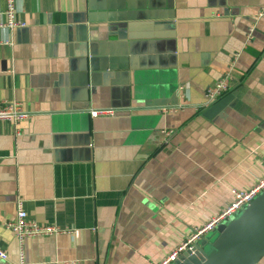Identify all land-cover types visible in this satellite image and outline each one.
<instances>
[{"label": "crops", "instance_id": "crops-1", "mask_svg": "<svg viewBox=\"0 0 264 264\" xmlns=\"http://www.w3.org/2000/svg\"><path fill=\"white\" fill-rule=\"evenodd\" d=\"M15 4L0 104L27 118L0 121V264H159L264 178V0ZM17 201L72 233L20 248Z\"/></svg>", "mask_w": 264, "mask_h": 264}, {"label": "built area", "instance_id": "built-area-1", "mask_svg": "<svg viewBox=\"0 0 264 264\" xmlns=\"http://www.w3.org/2000/svg\"><path fill=\"white\" fill-rule=\"evenodd\" d=\"M16 0H5V8L3 10L4 22L0 23L2 27L9 31L21 29L25 27L23 21L17 19ZM259 18L262 13H258ZM229 75H224L216 83L206 90V101L209 104L214 103L217 99L222 97L230 89ZM111 111H91L90 116L96 118L99 116H112ZM27 116L21 109L19 104L4 103L0 104V121H9L17 124L19 121L26 119ZM262 190H264V178L259 179L250 189L245 191H232V202L216 216L212 217L202 227L195 229L193 233L166 259L159 264H170L177 259L182 253L188 251L193 254V248L196 243L203 239L204 235L215 231L216 227L222 223H227L231 220L241 209L248 205ZM6 227L14 234L20 248L26 239L38 237H52L64 234H71L72 231L62 229L53 224H44L29 218L26 211L22 207L21 201H17L16 213L14 221L6 225ZM6 252L0 249V260H6ZM22 259V251H21Z\"/></svg>", "mask_w": 264, "mask_h": 264}, {"label": "water", "instance_id": "water-1", "mask_svg": "<svg viewBox=\"0 0 264 264\" xmlns=\"http://www.w3.org/2000/svg\"><path fill=\"white\" fill-rule=\"evenodd\" d=\"M264 258V190L227 223L170 264H260Z\"/></svg>", "mask_w": 264, "mask_h": 264}]
</instances>
